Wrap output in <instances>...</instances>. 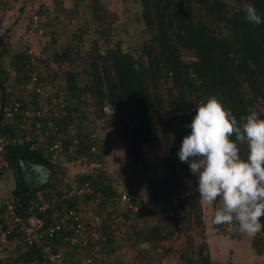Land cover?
Here are the masks:
<instances>
[{
  "label": "trees",
  "instance_id": "trees-1",
  "mask_svg": "<svg viewBox=\"0 0 264 264\" xmlns=\"http://www.w3.org/2000/svg\"><path fill=\"white\" fill-rule=\"evenodd\" d=\"M91 1L90 7L100 33L92 41V50L83 68L84 75L62 68L72 56L79 55L80 42L86 32L84 28L72 34L64 49L51 57V62L58 66L59 72L50 68V61L34 50L42 73L40 78H53L54 85L63 94L62 100L67 103L64 116L57 122L58 129L60 133L69 126L77 130L79 142L76 155L61 163H54L42 151L31 149L29 144L7 146L4 156L8 161V169L5 173L10 169L16 173L19 159L38 165L47 172L43 176L45 182L28 194H21L17 187L10 193L19 197L21 212L28 214L31 201L48 199L65 192L64 188L56 184L67 176L73 165L82 169L73 179L78 180V184L84 182L93 166L102 162L97 155L90 153L91 147L99 148L97 140L100 139L94 136L91 127L98 120L108 119L107 127H114L117 135L129 140L127 153L130 162L141 169H148L150 165L143 152L153 148L163 173L148 176L147 192L140 193L132 189L128 192L139 200L140 210L151 224L130 229L129 232L123 231L118 243L113 242L115 238L105 222L97 226V231L108 236L109 244L94 259L93 264H97L102 256L116 251L115 245L120 248L125 241L131 245H146L145 248L155 252L159 250L168 257L174 251L172 246L162 248L173 237L181 239L175 251V264H210L201 199L195 191L197 177L190 172L187 163L180 161L177 153L183 138L191 132L185 125L191 123L196 106L206 102L212 95L231 109L237 120L247 115L250 107L258 112V104L264 103V23H248L246 14L241 10L244 5L253 4L264 18V0H230L232 4L226 0H135L141 7L137 23L150 34V39L135 49V52L139 51L136 54L129 48H122L120 42H115L112 48L101 49L99 38L106 44L111 41L110 27L108 19L103 16V6L97 0ZM2 5L6 6L7 2L0 0ZM41 8L44 6H39L32 14L38 16ZM29 17L25 18L26 29H29ZM17 21L18 18L14 25ZM10 27L2 33L4 37L0 46V94L4 104L15 100L22 91L28 60L24 49L26 45L21 50H13L7 43ZM37 34L34 29L30 37L34 38ZM50 35V41L55 43V34ZM6 57L9 65L7 74V70L1 67V61ZM60 74L62 79L59 78ZM10 80H13L12 86L8 85ZM57 98V95L52 96L48 104H55ZM39 104L40 100L36 99L33 103L35 108L26 109L36 113ZM105 106L110 109L109 114L104 112ZM37 121V118L32 119L30 126L36 128ZM39 122L44 124V128L48 124L44 120ZM19 133L21 127L17 121L0 128V136L4 138ZM239 147L241 157L246 158V145ZM89 164L92 166L85 169L84 166ZM99 166L105 168L100 176L106 181L110 180L106 165ZM70 177L66 179L67 190ZM185 181L192 184L190 191ZM105 183L93 182V195H86L84 202L87 204L97 194L100 198L117 195V187L112 186L110 181ZM144 194L147 195L145 199L142 197ZM103 205L104 199L97 205V210L100 216L106 213L110 224L112 214L121 215L126 220L131 213H120L118 208L108 213L102 210ZM57 206L60 211L62 208H76L77 199L59 200ZM0 213L2 222V209ZM42 218L46 225L51 223L48 214ZM230 225L231 235L239 236L238 224ZM212 226L218 233L226 234L223 225L213 223ZM236 230L238 232L234 233ZM69 234L67 228H62L49 240L56 251L65 254L68 264H80V253L75 247L71 252L64 251L65 245H69L66 240ZM196 237L202 240L201 243L195 242ZM254 238L251 239V246L256 255H264V241ZM22 246L23 252L19 257L23 264L38 258L33 248L26 247L24 243ZM156 264L164 263L157 261Z\"/></svg>",
  "mask_w": 264,
  "mask_h": 264
},
{
  "label": "built area",
  "instance_id": "built-area-1",
  "mask_svg": "<svg viewBox=\"0 0 264 264\" xmlns=\"http://www.w3.org/2000/svg\"><path fill=\"white\" fill-rule=\"evenodd\" d=\"M38 16L31 14L29 17L28 27L33 31L38 24ZM25 55L28 57L26 64V80L22 86V91L17 98L9 104H4L0 100V128L14 121L20 123L21 133L16 136H0V177L8 169V161L4 156L5 148L9 145L23 146L29 144L31 149H38L47 156L51 162L61 163L69 157L76 155L79 137L77 130L69 126L60 133L58 129V120L65 114L67 103L64 102L63 94L54 85L50 79H41V70L37 59V54L29 47L24 48ZM13 85V80L8 83ZM57 95L55 104H48V99ZM38 99L40 104L37 106L36 113L28 109L35 108L33 103ZM28 108V109H26ZM106 114H109L107 106L103 108ZM37 118L36 128L30 126L32 119ZM39 120L47 121L44 124ZM96 147H91L90 153L96 156ZM105 170L103 166L94 165L93 169L87 175V179L82 183H73L71 188L61 195H55L48 199H39L31 201L28 214L21 212V202L14 193H9L2 202V218L0 222L1 236H15L19 238L26 247L33 248L38 253L35 258L28 264H68V258L62 251H56L53 243L49 240L54 237L56 231L67 228L70 232L68 244L75 247L80 253V264H93L94 259L99 257L101 251L109 244L108 236L101 231H97V226H106L110 233L117 237L122 234L123 226L120 224L119 215H111V224L107 220L106 213L100 216L97 205L104 199V205L112 212V208L122 206L123 211L138 212L140 209L139 200L130 193L123 191L111 197H91L87 204L84 197L93 195V182H108L100 175ZM87 174V173H86ZM105 183V184H106ZM112 186L118 187V179L112 178ZM62 199H77L76 208L58 209L57 203ZM110 212V213H111ZM109 213V212H108ZM50 216L48 225L44 223L42 216ZM42 215V216H41ZM230 225V224H229ZM231 226V225H230ZM256 238L264 241V234H259ZM255 239V238H254Z\"/></svg>",
  "mask_w": 264,
  "mask_h": 264
},
{
  "label": "rangeland",
  "instance_id": "rangeland-1",
  "mask_svg": "<svg viewBox=\"0 0 264 264\" xmlns=\"http://www.w3.org/2000/svg\"><path fill=\"white\" fill-rule=\"evenodd\" d=\"M41 1H47L46 4L48 5L43 4L44 8L42 10H39L41 14L38 15V20L40 23L38 26L34 27V29H36L38 32V34L35 35L34 38L30 37L32 31H30L28 28L26 29L25 23L23 24V21L20 19L21 17H16L17 14H20L18 10L15 11L14 18H18V21L16 22L17 28H15L16 36L18 35L17 40L20 39L21 41L20 48L19 45L16 44L17 49H23L26 45L27 47L35 50L38 54H40L42 58L50 61V68L59 72L58 66L51 62V57L55 53H59L62 49H64L66 44H68L67 41L69 37H71L72 34L79 32V30H82L84 28L86 32L82 38V41L80 42L79 55L72 56L70 61L63 64L62 66L65 71L74 70L84 75L83 68L86 66V59L91 53L92 41L96 40V37H99L100 33L97 27L98 23L94 19L90 7L92 1L79 0V2L75 3L74 0H35L34 3L32 1H29L33 3L29 5L22 3L23 1H21L15 8H18V6H21L22 8H29L30 16L32 12H35L38 9V3H40ZM97 1L100 2V4L103 6V16L108 19L107 24L109 25L111 32V37L109 39L111 41L109 44L103 43L104 40L102 38H99L101 49L103 50L106 47L112 48L115 42H120L122 48H129L130 51L134 54H136V52L138 53L139 51L136 50L135 52V49L140 46L143 41H148L150 39L148 30L137 23L136 20L138 14L140 13V5L135 0ZM226 2L228 4H232L230 0H226ZM26 13L24 12L23 14H21V16H27ZM26 16L25 18H27ZM20 26L24 27L19 28ZM104 26H106V24ZM50 34H55V37L57 39L55 43L50 41ZM60 77L62 79L61 74L59 75V78ZM51 80L55 82L53 78ZM108 110L110 111L109 108ZM258 113L261 114V118L264 119L263 102H260L258 104ZM106 120L108 119L98 120L91 127L92 131L94 130L93 134H96V136L100 138L99 140H97L99 142V148L97 150L98 153L96 154L99 158V161H102L99 165H106L109 178L118 179L119 185L117 188V193L123 191L129 192V190L131 189L138 190L140 193H143L144 191L147 192L148 183L150 180L148 178L150 176H159L163 173L162 166L156 161V155L153 153V148H148L146 150L147 152H143V155L145 154L144 156H146L147 158V164L150 166L148 169H141L139 166L133 164L128 159L127 151L130 144L129 140L126 138L123 139L122 136L120 137L119 135H117L114 132V127H107ZM104 151H107V153L103 154L105 153ZM101 155L104 156L101 157ZM98 158L96 159L98 160ZM90 166L92 165L89 164V166L84 167L85 169H87V167ZM80 172H82V169L76 165H73V167L68 171L67 176H64L61 180H59L56 186L60 185L61 188H64L63 190L66 191V179L71 176L69 180L70 188L73 183H78V180L73 179V177L80 174ZM56 175H58V173H56ZM40 180L41 183L45 182V178L43 176L40 178ZM185 184L188 191L193 188L190 182L185 181ZM142 197L145 199L147 198V195L144 194V196ZM89 204H91V201H89ZM214 204H218V202ZM121 207L122 206L116 207L118 208L120 213L123 212V209ZM104 209L106 212L108 210V207L103 205L102 210ZM113 209L114 208H112V210ZM108 212H111V210L109 209ZM202 214L204 219V213L202 212ZM119 217L120 224H122V226L124 227L123 230H127V232H129L130 229L133 230V228H141L147 223L151 224L149 220L146 221V219L144 218L145 214L140 209L138 212H134L132 214L130 213L126 220H124L121 215H119ZM262 219H264V217H262ZM206 220L208 219L206 218ZM163 222L166 223V221ZM206 228L207 226L205 225V233L208 232V236L205 238V240L210 239L208 238L209 235L213 238H227L228 240L231 239V237H234V235H231L230 233L232 227L227 224L223 225V229L226 234L218 233L216 229L212 230V228H210L209 231H206ZM237 232L238 230L234 231V233ZM241 235L243 237H246L247 239L249 238L248 240L250 241L254 238L244 235V233L239 230V236ZM122 236L123 235L120 233V235H117L113 242L118 243ZM257 236H255V238ZM180 240V238L176 239L175 237H173L171 241L165 243L162 249L172 246V249L174 250L168 257H166L165 254L163 255V253L159 250L155 252L152 249L145 248L146 245H131L130 242L127 243V241H125L126 243L124 242L123 244H121L120 248L115 245V247H117L116 251L109 255L102 256L97 264H156L157 261H161L164 264H175V251L178 249ZM201 241L202 240L199 237H196L195 242L197 244L201 243ZM208 244L209 243H207V246ZM65 247L66 248L64 251L66 253L68 251L71 252L73 248L69 245H65ZM225 259L226 257L223 260L225 261ZM217 262L221 261L217 260L216 264Z\"/></svg>",
  "mask_w": 264,
  "mask_h": 264
},
{
  "label": "clouds",
  "instance_id": "clouds-1",
  "mask_svg": "<svg viewBox=\"0 0 264 264\" xmlns=\"http://www.w3.org/2000/svg\"><path fill=\"white\" fill-rule=\"evenodd\" d=\"M253 25L264 18L253 4L241 9ZM177 153L197 177L196 192L205 204L219 202L213 223H236L251 237L264 234V119L255 108L237 120L231 109L212 95L196 106V114ZM239 145H246L242 158ZM112 182V178L108 180ZM112 184V183H111ZM118 188V187H117Z\"/></svg>",
  "mask_w": 264,
  "mask_h": 264
},
{
  "label": "crops",
  "instance_id": "crops-1",
  "mask_svg": "<svg viewBox=\"0 0 264 264\" xmlns=\"http://www.w3.org/2000/svg\"><path fill=\"white\" fill-rule=\"evenodd\" d=\"M7 2V7L6 6H0V46H1V41L3 36V32L6 28H9L10 26V33L8 34V39L7 43H9L10 47L13 50L17 49V45H19L20 48V39L17 40L16 36V30L15 28V11L18 10L20 13L18 17L24 21L23 24L25 23L26 25V19L21 16L24 12L27 14V18L30 13L29 8H22L21 6L17 7V4L23 1L22 3L25 4H33L35 0H4V2ZM27 1V2H26ZM32 1V2H29ZM39 1V0H38ZM45 1V0H44ZM38 3V2H37ZM47 1L45 2H40L38 3V8L39 6H43V4H46ZM32 6V5H31ZM22 8V9H21ZM26 9V10H25ZM41 8L40 10H42ZM36 12V11H35ZM40 12V11H39ZM41 14V13H40ZM22 24V23H21ZM24 26H20L19 28H22ZM26 48V47H25ZM21 50V49H18ZM7 59V60H6ZM8 65V58L6 57L4 60L1 61V67L3 70H9L7 69ZM1 92V91H0ZM2 95L0 94V100H1ZM94 131V130H93ZM94 133V132H93ZM96 136V134H94ZM30 164V163H28ZM33 169L35 170L34 172V178L35 175L37 178H41L42 176L46 175V171L35 164H32ZM15 171L13 169L8 170L2 177H0V212L2 209V202L6 198V196L12 192L15 187H17V181H16V176H15ZM33 179V176L30 177V179ZM202 205V210L204 213V222L205 225L207 226L206 231H209L210 228L212 230L214 229L212 224V218L215 214L216 208L219 207V202L218 204H205L204 202L201 201ZM1 214V213H0ZM206 218L208 220H206ZM262 219V218H261ZM3 221V220H2ZM262 222H264V219H262ZM246 235V234H244ZM208 236V232L205 233V238ZM248 236V235H246ZM222 237V236H221ZM210 238L208 241L206 240V244H208V254L210 258V264H216V261L219 260L221 262H217V264H264V255H256L254 249L252 248L251 241L248 240L246 237L237 236V237H231V239L227 238H213L209 235ZM221 239V240H220ZM216 240V241H214ZM214 241V242H213ZM22 241L14 236H9V237H2L0 233V264H23L22 259L19 257V255L22 254L23 252V246H22ZM226 257L225 261L223 260ZM263 260H262V259Z\"/></svg>",
  "mask_w": 264,
  "mask_h": 264
},
{
  "label": "water",
  "instance_id": "water-1",
  "mask_svg": "<svg viewBox=\"0 0 264 264\" xmlns=\"http://www.w3.org/2000/svg\"><path fill=\"white\" fill-rule=\"evenodd\" d=\"M32 164H28L22 159L17 161L16 165V181H17V190L23 194H28L31 190L38 187L41 184L40 178H37L35 175ZM33 176V179L30 177ZM197 187V186H196ZM195 187V188H196Z\"/></svg>",
  "mask_w": 264,
  "mask_h": 264
}]
</instances>
